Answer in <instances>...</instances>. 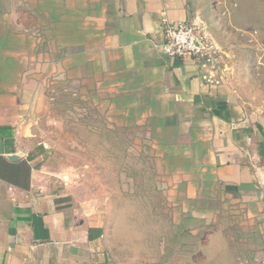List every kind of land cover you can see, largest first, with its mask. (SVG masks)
Segmentation results:
<instances>
[{
  "label": "crops",
  "instance_id": "1",
  "mask_svg": "<svg viewBox=\"0 0 264 264\" xmlns=\"http://www.w3.org/2000/svg\"><path fill=\"white\" fill-rule=\"evenodd\" d=\"M233 13L229 0H0V264H117L105 228L77 202L72 177L47 168L33 130L44 92L73 82L97 96L100 86L121 90L125 119L164 133L153 149L171 159L177 178L166 183L186 187L190 202L211 182L220 210L241 207L234 218L249 223L247 247L261 253L246 263L264 264V107L222 57L202 64L161 49L163 20L186 21L227 54Z\"/></svg>",
  "mask_w": 264,
  "mask_h": 264
},
{
  "label": "rangeland",
  "instance_id": "2",
  "mask_svg": "<svg viewBox=\"0 0 264 264\" xmlns=\"http://www.w3.org/2000/svg\"><path fill=\"white\" fill-rule=\"evenodd\" d=\"M229 1L238 10L232 18L239 26L229 28L238 43L227 54L218 46L220 58L243 81L245 97L263 108L264 0ZM88 86L53 84L33 130L47 145V168L72 177L77 202L105 228L117 264H244L261 253L247 247L248 221L234 218L241 207L221 211L211 182L197 188L190 202L186 187L166 183L177 178L171 159L153 149L164 133L153 123L125 119L129 110L119 104L121 90L100 86L97 96ZM190 207L204 208L207 216L191 215Z\"/></svg>",
  "mask_w": 264,
  "mask_h": 264
},
{
  "label": "built area",
  "instance_id": "3",
  "mask_svg": "<svg viewBox=\"0 0 264 264\" xmlns=\"http://www.w3.org/2000/svg\"><path fill=\"white\" fill-rule=\"evenodd\" d=\"M162 33L161 49L169 57H190L202 64H214L219 60L218 45L195 25L163 20Z\"/></svg>",
  "mask_w": 264,
  "mask_h": 264
}]
</instances>
